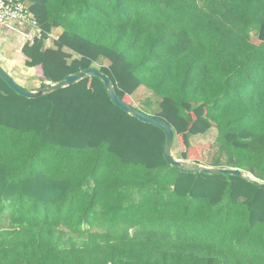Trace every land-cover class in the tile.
<instances>
[{"label":"trees","instance_id":"16d2710c","mask_svg":"<svg viewBox=\"0 0 264 264\" xmlns=\"http://www.w3.org/2000/svg\"><path fill=\"white\" fill-rule=\"evenodd\" d=\"M27 1L41 89L98 69L179 159L218 147L207 167L264 182V0ZM165 144L98 78L39 99L0 78V264H264V189L172 167Z\"/></svg>","mask_w":264,"mask_h":264},{"label":"water","instance_id":"95a60500","mask_svg":"<svg viewBox=\"0 0 264 264\" xmlns=\"http://www.w3.org/2000/svg\"><path fill=\"white\" fill-rule=\"evenodd\" d=\"M0 78L4 82H6L9 85V87L13 91H15L18 95H21L27 99H39V98H42L46 94H51L53 92L74 86L87 78H98L105 85L108 91L109 97L111 101L115 104V106L123 109L127 114L138 119L139 121L146 123V124L156 126L160 128L161 130H163V132L166 134V144H165L164 156H165L166 162L169 165H171L172 167L182 169V170L197 171V172H202L208 175L224 174V175H231V176L245 178L253 182L255 185L264 189V182L257 180L253 175L248 174L241 169L213 168V167L197 165L195 163L177 159L174 155V150H173L174 140H175V134H174L173 128L168 123L164 122L163 120H160L151 115H148L144 113L143 111L139 110L138 108L126 103L118 94V91L116 87L114 86L112 79L108 75L104 74L98 69L85 70V71L70 75L58 83H48L45 88L39 89L37 91H27L23 89L22 87H20L19 84L12 78V76L8 74L6 71H4L1 66H0Z\"/></svg>","mask_w":264,"mask_h":264},{"label":"rangeland","instance_id":"374dc122","mask_svg":"<svg viewBox=\"0 0 264 264\" xmlns=\"http://www.w3.org/2000/svg\"><path fill=\"white\" fill-rule=\"evenodd\" d=\"M54 39V38H53ZM23 43H25V40L23 39L22 36L18 33H12L6 28H1L0 27V51L4 53L7 58L11 59L14 64V66L17 68V71L21 73L24 76H27L26 78H19V77H14L10 70L5 66V62L0 60V66L3 68L4 71H6L8 74L10 73L12 78L19 84L20 87L27 91H33L34 89H40L41 88V82L38 84V88L36 87V80H34V74L32 75L31 73L34 70L28 69L26 67V59L25 56L22 53V47ZM54 41H52V44L49 45V47L53 46ZM150 93L143 87L133 98L137 105H140L142 101H144L145 98L150 97ZM151 113L153 111H150ZM218 132L217 130H213V132L207 136L197 138L194 140V145H199V144H216V139H217ZM174 155L177 159H179V149L177 145V141H174ZM219 154V149L216 147L215 149L211 150L208 149L204 153V161L206 166L208 164H212L213 162H216L220 157L218 156ZM181 160V159H180ZM185 161V160H183ZM190 162V161H188ZM192 163V162H191Z\"/></svg>","mask_w":264,"mask_h":264},{"label":"built area","instance_id":"2783aa9c","mask_svg":"<svg viewBox=\"0 0 264 264\" xmlns=\"http://www.w3.org/2000/svg\"><path fill=\"white\" fill-rule=\"evenodd\" d=\"M0 27L20 34L25 40L23 46L42 35V29L26 0H0Z\"/></svg>","mask_w":264,"mask_h":264},{"label":"crops","instance_id":"0c3cea01","mask_svg":"<svg viewBox=\"0 0 264 264\" xmlns=\"http://www.w3.org/2000/svg\"><path fill=\"white\" fill-rule=\"evenodd\" d=\"M64 30L62 28L59 29H55L52 33V40L50 41V43H48V46L52 44V41L57 40L62 34H63ZM54 38V39H53ZM0 60L5 62V66L10 70L11 74L14 77H19L20 79L22 78H26L27 76L22 75L21 73H19L17 71V68L14 66V64L12 63L13 61L9 58H7V56L4 55V53H2V51H0ZM29 69V68H28ZM33 70V69H31ZM10 74V73H9ZM10 74V75H11ZM32 75L34 74V71L31 73ZM35 75V74H34ZM35 80V79H34ZM36 87L38 88V84L39 81L36 80ZM39 89H34L33 91H37Z\"/></svg>","mask_w":264,"mask_h":264},{"label":"clouds","instance_id":"9594fccd","mask_svg":"<svg viewBox=\"0 0 264 264\" xmlns=\"http://www.w3.org/2000/svg\"><path fill=\"white\" fill-rule=\"evenodd\" d=\"M27 1V0H26ZM31 5V4H30ZM51 40H52V35H51ZM48 43H50V42H48ZM41 89V88H40Z\"/></svg>","mask_w":264,"mask_h":264}]
</instances>
